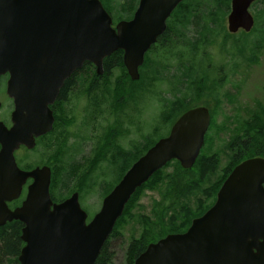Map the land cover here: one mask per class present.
<instances>
[{"label": "water", "instance_id": "95a60500", "mask_svg": "<svg viewBox=\"0 0 264 264\" xmlns=\"http://www.w3.org/2000/svg\"><path fill=\"white\" fill-rule=\"evenodd\" d=\"M183 0H141L130 21L115 28L101 0H0V75L11 72L13 126L0 121V226L24 224L20 264H96L126 204L138 188L168 162L195 164L210 125L205 107L190 109L130 167L88 222L79 192L61 202L51 193L50 167L21 169L15 151L35 146L52 129L54 103L65 81L86 61L102 72L103 61L124 50L132 80L141 78L145 55ZM257 0H232L228 29L250 32ZM1 106V103H0ZM26 198L11 210L8 202ZM134 264H264V158L237 165L219 190L216 203L187 231L150 243Z\"/></svg>", "mask_w": 264, "mask_h": 264}, {"label": "rangeland", "instance_id": "374dc122", "mask_svg": "<svg viewBox=\"0 0 264 264\" xmlns=\"http://www.w3.org/2000/svg\"><path fill=\"white\" fill-rule=\"evenodd\" d=\"M117 1H113L115 9L117 8ZM119 1L121 3L122 0ZM104 2L107 7H110L109 0H104ZM230 2L231 0H219L217 3H210L216 9L219 5L222 7L226 5L227 8L225 9L230 8V10L223 17H215L214 21L210 15H202L204 18L203 24L209 23V29L204 30L202 40L198 43L199 48H201V54H206L198 59L197 70H199L200 77L202 76L201 72L208 73V79H212L211 77H215L218 74L221 78L220 81H222V76L225 74V81H223L220 93V103L216 105L215 110V126L209 135L208 150L204 153L206 156L218 154L219 163L213 171L207 173L205 179L199 181L197 187H191L192 177H184L187 189L180 193L169 185L171 176L176 170V162H171L167 167L163 168V173L158 179V183L153 185V187H147L140 193L129 208V212L123 218L117 232L113 233L108 239L109 251L112 257L107 264H128V250L136 239L144 238L151 233L152 228L157 232V235L152 239L154 241L160 239V237L167 235L165 232L162 233V230L168 232L171 229L180 228L182 224L184 226L186 223L185 217L187 219L188 216L187 213L190 211L192 213L198 212L202 208L200 206L201 201H203L202 205L212 203L214 195L210 196L207 190L222 180L225 168L231 163L233 150L230 144L239 133L240 125L238 123L245 119H252L253 113H258L257 110L264 108V1L250 9L256 19L255 28L248 34L240 31L232 37L228 31V16L231 12ZM116 11L114 13L118 16L120 10ZM176 21L178 20L176 19ZM191 28L195 31L194 35L191 32L192 37L200 36L197 32L195 21H192ZM224 33L231 38L226 39V41ZM207 40H209L208 44ZM226 45L228 47L227 52H231V54L226 53ZM204 50H206V53ZM153 57L156 61L155 68L157 67L155 76L157 75L159 80H152L151 82L147 80L145 82L149 91L143 89V98L136 99V114L133 111L130 114L136 115V126L134 128L136 132L143 130V133H151L155 138L158 135V133L152 134L155 127L161 133H165L166 129L169 128L166 123L168 117L162 120L163 111L166 110L165 102H169L166 107L169 109L172 102H175L179 96L181 98L185 94L184 87L192 88L193 84L196 87L195 81L198 78L196 74L186 77L183 82L184 87H181V84L179 85L178 83L180 81L178 75L181 74V70H178L179 66H181L182 70H187L189 67V55L187 56L186 53L183 55L184 65L177 64L173 56L156 55L151 58ZM223 66L224 69H222L221 73L220 69ZM150 69L152 68L148 66L141 67L143 75L151 71ZM116 75L118 76L119 73ZM187 82L188 84H186ZM140 85L144 84L141 83ZM81 94L83 95L82 92ZM175 95L178 96L175 97ZM212 98V95H205L201 98V101L203 103H212ZM76 100L74 99L73 102H76ZM194 101L193 98L188 99V102H196L194 105H197L198 100ZM262 118L264 119V112L262 113ZM170 122L172 123L173 121L170 120ZM155 124L156 126L154 127ZM83 135L78 137L74 131L73 134H67L65 131L61 134V140L67 137V148L69 150L68 154L66 152L64 154L65 161L76 167L75 163L81 162L83 164L80 163V167L78 166L82 173L73 175L71 183H75L74 185L76 186H80L79 181L86 172L88 161L86 158L88 149L86 147L90 144L88 141L90 138H85ZM134 136V134L131 135V137ZM138 137L136 134V144L143 141ZM39 150L42 151V148L40 147ZM94 179L97 182L94 187L89 192L84 193L83 198H81L80 194L81 204L85 207V210L87 209L86 212L89 213V217H92L95 212L100 210L108 185L113 184V182L109 183V177L107 185H103V181L106 179H104L101 169L96 171ZM174 190L178 195L171 199L168 195L170 191ZM75 192H72V194ZM145 218H147V222H145Z\"/></svg>", "mask_w": 264, "mask_h": 264}, {"label": "flooded vegetation", "instance_id": "af4514ba", "mask_svg": "<svg viewBox=\"0 0 264 264\" xmlns=\"http://www.w3.org/2000/svg\"><path fill=\"white\" fill-rule=\"evenodd\" d=\"M101 1L104 7L109 12V9L105 5L104 0ZM131 1L133 2L132 6L124 5L125 0L121 1L119 10L123 14L122 16L119 15L116 16L115 13L112 12L111 15L113 18L114 28L120 22L130 21L134 18L135 12L139 8L141 0H131ZM262 1L264 0L255 1L251 5V7L261 3ZM191 3L192 4L194 3V5L198 6L201 5L200 3H203V1L196 0ZM189 4H190L189 0H183L172 12L171 16L167 19V27L165 31L161 35H159L157 41L147 51L143 66L145 65L148 57H152L156 55L177 57V56H182L185 53L186 54L188 53L189 46H188L187 38L184 34V27H183V22L185 18L182 16L179 17L178 13L182 12L183 8H188ZM230 6L232 8V0L230 2ZM176 19L178 21H176ZM240 31L243 30L241 29ZM229 33L231 37L236 35L231 33L230 31ZM231 37L226 36V34L224 36L225 40ZM227 48L228 47L226 45L225 47L226 53H228ZM116 52H121L123 58V64H124L125 51L120 49L115 51L114 53ZM228 54H231V52H229ZM112 55L108 57H111ZM108 57H106L103 61L102 72L98 71V67L94 63L86 61L82 66V68L72 73V75H74L76 72H79L76 85L68 91L66 97L60 98L61 90L64 87L63 86L60 89V92L57 98L55 99L54 103L49 105L50 109L53 112V117H54L52 129L47 133L40 135L39 137H36L35 146L33 148H29L26 145H21L19 149L15 151L16 161L21 169L25 171H31L37 167L48 166L52 171L54 167H59L61 160L60 140H61V134L64 133V131L65 133L67 132V134L68 133L73 134L74 131L76 135H78V137L84 134L83 137L90 138V140L88 139L90 144L86 147V149H88V155L86 156L88 161L86 165L87 168L85 175L86 176L93 175L94 177H96V171L98 169H101L104 175V179H106L103 181L104 182L103 184H107V179L110 177L109 183L113 182V188L107 194H105V196L108 195L114 189V187L121 181L123 176L130 169V167L136 162V134L139 136L138 138H142L143 136L147 137L151 133L150 134L145 132L143 133V130H141L140 132H136V130H134L136 126V115H135L136 114L135 113L136 84L134 83V81L133 82H130L129 80L119 81L117 79L116 74L123 72L122 65L119 64L115 65L113 68L110 69L109 72H107V66L105 65V60ZM124 67L128 72L125 64ZM222 69H224V66L221 67L220 69L221 73L223 71ZM201 73L202 76L200 77V80L205 82L203 84L205 90H203L202 84L199 86L198 83L196 84V87L195 84H193L192 88L184 87V91L187 97L185 103L186 104L185 110L172 123L170 122V120L166 121L167 125H169V128L166 127L167 128L166 135L163 137H166L170 134L175 122L179 119L181 115H183L190 109H194L197 107L207 108L210 112V125L205 135L204 145L201 149L200 155L197 158L194 166L196 165L199 159V163H200L199 168L202 167L204 168L208 164L212 163L211 165H213L215 169L217 167V164L219 163V156H217L218 154L206 156L204 153L206 150H208L209 135L211 130L215 126V122H216L215 110H216V105L220 103V93H221L223 81H225V74H223V76L221 75L223 80L220 81L221 78L218 76V74L215 77L214 76L211 77L212 79H208L207 78L208 73L207 74L203 72ZM98 76H103V78H101V80H98L95 83V85H93L94 83L93 80ZM11 79H12L11 72H6L0 75V103H1L0 121L3 122L8 128H11L13 126L12 115L13 112L15 111L14 99L8 93V84ZM120 84L122 88L125 89L122 91V93L118 91ZM186 84H188V82ZM87 87L90 90L89 92L86 91L84 94L83 93L84 88L87 89ZM81 92L83 93V95L81 94ZM205 95L206 96L212 95L213 97L212 103L209 102L203 103V101H201V98ZM191 98H193L195 101L198 100L197 105H193L189 107L188 99ZM74 99H77L76 102H73ZM132 111L135 114H130ZM238 124L240 125L241 123ZM155 126L156 124L154 125V127ZM155 133L162 134L156 129V127L154 128L152 134ZM236 133H237V128H236ZM250 133L251 130L248 132L246 127L244 128L242 125L239 126V133L235 138H233V140L231 141L232 143L230 144V147L233 150L231 163L229 164V166H227V168H225L224 174L221 178L222 180L220 179L221 180L220 182L216 183L209 190H207L210 196L214 195V200L212 201V203L209 204L210 207H212L216 203L220 188L222 187L227 177L231 174V172L234 170V168L237 165H239L240 163H242L247 159L256 158V157L264 158V138L261 140L260 143L262 144L261 145V149L263 150L262 153L257 154L255 156H247L242 159L240 158L244 148L249 147L250 150L248 152L250 151L252 152V149H254V144L252 143V140L250 138L251 137ZM132 134H134L135 136L131 137ZM235 143L236 145L234 146ZM40 147L42 148V151L39 150ZM0 149H1V144H0ZM257 149L258 147L256 148V151ZM237 160L238 162H236ZM171 162H179V161L172 160ZM125 168L126 170L123 171V169ZM83 176L79 181V183L83 181ZM32 182H33V178H29L23 187L21 197L17 200L8 202V207L11 210H14L15 208L22 205L23 200L26 198L29 185ZM135 194L136 192L134 193V195ZM202 204L203 201H201L200 206ZM131 205H129V208L131 207ZM83 208L85 209V207ZM95 213L93 215H95ZM90 217L88 213V222L92 219V217L91 218ZM17 221L18 220L7 221L6 224ZM20 223L21 224L19 226V230L22 231L24 228V224L22 222Z\"/></svg>", "mask_w": 264, "mask_h": 264}, {"label": "trees", "instance_id": "16d2710c", "mask_svg": "<svg viewBox=\"0 0 264 264\" xmlns=\"http://www.w3.org/2000/svg\"><path fill=\"white\" fill-rule=\"evenodd\" d=\"M113 1L114 0H109V2H110L109 6L110 7H107L111 14H112V12H117L116 10L119 11V6H120V1L118 0L119 3L117 1V8L115 9L113 6ZM193 1H196V0H189V2H190L189 7L183 8L182 12L178 13L179 17L182 16L185 18V20L183 22L184 34H185L187 41H188V44H189V50L187 53V56L189 55V58H188L189 67L187 68V70H182L181 66H179L178 70L179 71L181 70V74L180 75L177 74L178 78L180 80L178 83H179V85L181 84V87H184L183 86L184 79L186 77L193 75V74H196V77L198 79H197V81H195V83L196 84L198 83L199 86L202 84L203 90H205L204 85H203L205 82L200 80L199 70H197L199 57H203L206 55V54L205 55L201 54V48H199L198 43L202 40L203 33L205 32L204 30L209 29V26H208L209 23H206V25L203 24L204 18L202 17V15L208 14L211 16V18L214 21L215 17H223L225 14H227V12L230 10V8L225 9V8H227L226 5H225V7H222L219 5L218 8L216 9V7H213L210 4L211 2L217 3L219 0H206V2H205V0H202L203 3L201 5H198V6L194 5V3L192 4L191 2H193ZM124 5L132 6L133 2L131 0H125ZM216 11H218L219 13ZM122 15L123 14L121 12H119V16H122ZM113 16H115V15H113ZM192 21H195V25L197 26V28H196L197 32L200 34V36H198V37H196V36L192 37L191 36V32L193 33L192 35L195 34V31H193L191 28ZM206 21H207V19H206ZM208 42H209V40H207V44H208ZM209 45H211V44H209ZM204 52L206 53V50H204ZM204 52H202V53H204ZM190 53H192V54H190ZM199 53H200V56H199ZM175 59L177 61V64H180V65L185 64V60H184L183 55L177 56V57H175ZM118 64L122 65L123 72L119 73V75L117 76V79L119 81L129 80L130 82H133V80H131L128 72L126 71V69L124 67L121 52H116L111 57H108L105 60V65L107 66V72H109L111 68H113L115 65H118ZM155 65H156V61L154 60V58L148 57L144 66L151 67L152 69H150L151 71H149L145 75H143L142 70H141V79L139 81H134V83L136 84V99L143 98V94H144L143 89H147L149 91V88L145 85V82H147V80H149L150 82L152 80L153 81L159 80L158 76L157 75L155 76V71L157 70V67L155 68ZM177 67H178V65H177ZM78 73L79 72H76L74 75H72L70 78H68L66 80L65 85L61 90L60 98L66 97L68 91L76 85ZM105 77H107V76H105ZM101 78H103V76L96 77L93 80V82H94L93 85H95V83L98 80H101ZM141 83H143L144 85L141 86L140 85ZM89 90L90 89L88 87H87V89L84 88L83 93L85 94V92L86 91L89 92ZM123 90H125V89L122 88V86L120 84L118 91L120 93H122ZM179 90H181V89H179ZM177 96L178 95H175V97H177ZM179 97L176 99L175 102L171 103V107L169 109L166 108L169 102L168 101L165 102V109L166 110L163 111L162 120L164 118L168 117V120L174 121L175 118H177V116H179L181 113H183V111L185 110V107H186V104H185L186 103V95L184 94V95H182L181 98H179ZM188 103H189V107H190V106H193L196 102L195 103L188 102ZM257 111H258V113H253L252 119H245L242 122H240L241 123L240 125H242L244 128L246 127L248 132L251 130V133H250L251 137L250 138L252 140V143L254 144V149H252V152L251 151L248 152L250 150L249 147H246L243 149L242 155L240 157L241 159L244 157H247V156H255V155L263 152V150L261 149L262 144H260V143H261V140L264 138V119L262 118V113L264 112V108H262L261 110L259 109ZM165 135H166V132L162 133V134H158L155 138L151 134L148 135L147 137L143 136L141 138L143 141L139 144L138 143L136 144V160L140 156H142L147 151V149L149 147H151L153 144H155V142L159 138H161ZM64 139L61 140L60 165H59V167H54L52 170L53 174H52V182H51L50 191H51V196H52L53 200L56 202L63 201L70 194H72V192H74V191H79L81 194V198H83V196L85 195L84 193L89 192L94 187V184L97 183V182H95L93 175L86 176L85 173L83 176V181L80 182V186H76V185H74L75 183L74 184L71 183L73 181V177H74L73 175H76L78 173L79 174L82 173V170L79 168L80 167L79 162L75 163V165H77V167H76V166H72L73 164H70V163L65 161L64 154H65V152L68 154L69 150L67 148V137ZM235 145H236V143L234 144V146ZM257 147H258V149L256 151ZM236 162H238V160ZM199 164L200 163H199V159H198L196 165L192 169L187 170V169L182 168V166L179 162H176V166H175L176 170H175V173L171 176V180L169 181V185H171L173 187V189L177 190V192H179V193L183 192V191H185V189H187V187H186L187 185H186L184 177L188 176V177H192L191 187H197V185H199V181H202L203 179H205L207 173L213 171V169H214V166L211 165L212 163L208 164L204 168L203 167L199 168L200 167ZM64 165H65V167H64ZM167 166H165V167H167ZM58 168H60L59 171H58ZM125 170H126V168L123 169V171H125ZM162 170L163 169H160L159 171H157L149 179L148 182H146L142 187L137 189L136 194L132 196L131 200L127 204L123 216L118 220L113 233L117 232V229L119 228L123 218L125 217V215L127 214L128 210H129V205H131L134 202V200L138 198V196L140 195V193L144 189H146L147 187H153V185L158 183V179L160 178V176L163 173ZM95 171H96V169H95ZM103 185H107V184H103ZM112 188H113V184L108 185L107 193ZM175 190L170 191V193L168 195L169 198L174 199L175 197H177L178 193L175 192ZM201 206H202V208L198 212L192 213V211H190L187 213L188 216H187V219L185 217L186 223L184 226L182 224V226L180 228H174L168 232L161 229L162 230L161 232L162 233L165 232V234H169L170 232L171 233H178V232L186 231L194 218L201 216L204 212H206V210L208 208H210V205H201ZM147 221H148L147 218H145V222H147ZM20 224L21 223L17 221V222H12V223H8L6 225L0 226V264H20L19 256L21 254L22 248L25 245V243L23 242V240L21 238L22 231L19 230ZM174 230H175V232H173ZM155 235H157V232H156V230H153V228H152L151 233L147 234L142 239H136V241H134L130 245L129 250H128V252H129L128 253V255H129L128 264H134L135 259L143 251H145L148 244L158 240V239H156L154 241V239H152ZM160 238H162V237H160ZM111 257L112 256L110 255L109 240H108L106 242L105 246L103 247L99 258L97 259L96 264H107V263H109Z\"/></svg>", "mask_w": 264, "mask_h": 264}]
</instances>
